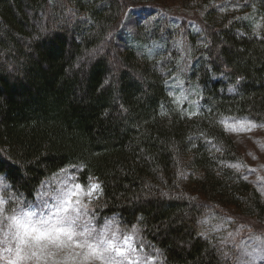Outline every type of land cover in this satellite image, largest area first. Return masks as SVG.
I'll list each match as a JSON object with an SVG mask.
<instances>
[{
  "label": "trees",
  "instance_id": "trees-1",
  "mask_svg": "<svg viewBox=\"0 0 264 264\" xmlns=\"http://www.w3.org/2000/svg\"><path fill=\"white\" fill-rule=\"evenodd\" d=\"M166 1L0 0V197L73 172L156 264H235L264 199L224 120L264 127V0Z\"/></svg>",
  "mask_w": 264,
  "mask_h": 264
},
{
  "label": "rangeland",
  "instance_id": "rangeland-1",
  "mask_svg": "<svg viewBox=\"0 0 264 264\" xmlns=\"http://www.w3.org/2000/svg\"><path fill=\"white\" fill-rule=\"evenodd\" d=\"M184 1L167 0L165 4L174 8V10L183 11L186 7L185 4L182 5ZM172 14L173 16L181 17V13ZM112 39L114 42L117 40L116 37ZM111 45L112 42H109L108 47H111ZM111 56L112 58L114 57L112 53ZM224 124L227 127L228 135L244 161L243 166H240L237 171L244 175L245 180L257 188L264 199V127L257 126L246 118L226 119ZM241 124L245 126V130H230L232 127L239 128ZM249 124H253L255 127L247 130ZM53 180L47 186L46 184L44 185L43 195L39 197L41 200L37 204L28 205L29 207L25 209L18 208L16 211H8V207L5 204L3 205L4 210L0 213V264H9V260L12 257V254L6 251L8 245L4 243L5 232L9 233L8 238L11 239V233L8 230V217L12 215L24 216L28 213L34 214L32 216L33 220L48 219L50 216L54 217L57 209L66 202L71 194L79 191L76 185H79L85 193L91 187L86 188L79 184L73 172H65ZM97 194L98 191L94 192L91 197L83 194L72 197L73 201L78 198L83 204L87 205L86 209H81L80 219L77 221L80 227L77 230L81 231L84 227H87L93 230V237L99 238L106 234V238L113 240L117 247L123 251L122 255L115 252L112 253L116 264H156L150 257L144 255L137 246V231L125 232V229L113 219L99 221L90 217L89 207L95 206L92 204V200L97 197ZM0 200H2L1 197ZM248 222L251 224L244 231L237 227L228 235V239L232 238L231 245L238 249L235 264L264 263V219L259 222H255V220H249ZM219 231L223 232L222 229H218ZM12 246H14V242ZM5 256H8V259H5ZM24 264H34V262L27 261Z\"/></svg>",
  "mask_w": 264,
  "mask_h": 264
},
{
  "label": "snow or ice",
  "instance_id": "snow-or-ice-1",
  "mask_svg": "<svg viewBox=\"0 0 264 264\" xmlns=\"http://www.w3.org/2000/svg\"><path fill=\"white\" fill-rule=\"evenodd\" d=\"M253 127L255 125L249 124L247 130ZM230 130H245V126L241 124L239 128L232 127ZM232 167L238 170L240 165ZM76 188L79 191L71 194L54 217L33 220L34 214L28 213L7 218L10 243L13 245L14 242V246L6 248L12 254L9 264H24L27 261L34 264H116L112 253L122 255L123 251L113 240L106 238V234L95 238L93 230L87 227L77 230L81 209H86L87 205L78 198L73 201L72 197L81 194L91 197L94 192L100 191V185L92 184L86 193L79 185ZM3 205L0 200V213L4 210ZM8 235L5 233V236Z\"/></svg>",
  "mask_w": 264,
  "mask_h": 264
},
{
  "label": "clouds",
  "instance_id": "clouds-1",
  "mask_svg": "<svg viewBox=\"0 0 264 264\" xmlns=\"http://www.w3.org/2000/svg\"><path fill=\"white\" fill-rule=\"evenodd\" d=\"M8 230H9V227H8ZM10 231V230H9ZM5 233H8V232H5ZM11 239L8 238V236H5V240H4V243L6 245H8V247H11L12 244L10 243ZM8 252V251H7ZM5 259H8V256H5Z\"/></svg>",
  "mask_w": 264,
  "mask_h": 264
}]
</instances>
